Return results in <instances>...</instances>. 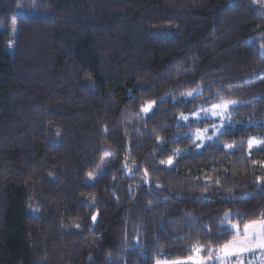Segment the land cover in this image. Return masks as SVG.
Returning a JSON list of instances; mask_svg holds the SVG:
<instances>
[{
  "label": "trees",
  "instance_id": "1",
  "mask_svg": "<svg viewBox=\"0 0 264 264\" xmlns=\"http://www.w3.org/2000/svg\"><path fill=\"white\" fill-rule=\"evenodd\" d=\"M263 48L264 0H0V264H156L264 218ZM225 100L196 150L212 120L179 115Z\"/></svg>",
  "mask_w": 264,
  "mask_h": 264
},
{
  "label": "rangeland",
  "instance_id": "2",
  "mask_svg": "<svg viewBox=\"0 0 264 264\" xmlns=\"http://www.w3.org/2000/svg\"><path fill=\"white\" fill-rule=\"evenodd\" d=\"M263 53H264V48H263ZM202 90L201 89H197V91H195L193 93V95L191 97H185L183 96V94L175 97V100H188L193 98L194 96H196L197 94H199ZM222 103L221 102H216L210 105H204L203 102H200L193 111L189 112V113H183L184 116L188 117V119H181V114L178 117V121L179 123H183V124H191L192 122L195 121H199L202 119H210L212 120V123L208 124L205 127L202 128H195L193 130H191L189 133L191 134V136L193 137V139L195 140V146L194 148L196 150H201L207 143L210 142H214L217 141L219 139V135L226 129V126L228 124L232 123V118L235 114V109L236 106L239 104H230L226 109L223 110H219L217 109L216 111H221L220 115H213L211 112H206L205 110H208L210 108H212L213 105H218ZM155 104L152 107V110L154 109ZM151 110V111H152ZM151 111L149 113H151ZM199 113L198 116H194L192 115V113ZM147 113V114H149ZM219 129V130H217ZM210 137V139H209ZM249 141H253V144L251 147H249V150H253L256 148H264V143H260L261 141H264V136H252L250 137ZM232 145V147H228V149H233L234 145ZM177 153H182V150H179V152ZM173 161V160H172ZM264 165V164H263ZM230 225L235 224L238 225L241 229L243 228L244 225L239 224L238 222H230ZM196 246H202V245H196ZM219 248V247H218ZM217 248L212 249L213 251V257L211 259H209V254H208V250L205 249V247H203V250L200 251L199 253V259L202 262V264H240L241 261H243V264H249V261H252L253 264H257L261 253L259 252V250H257L256 254L253 255L251 253H242L240 255L239 258H237L236 256L231 257L230 259L227 260H221L218 259L217 256L218 254L216 253ZM197 254L194 252V254L191 257H195ZM189 258V257H188ZM188 258H184V259H178L179 261H182L183 264H196L195 260H189ZM160 261H177V260H168L167 258H163L160 259Z\"/></svg>",
  "mask_w": 264,
  "mask_h": 264
},
{
  "label": "snow or ice",
  "instance_id": "3",
  "mask_svg": "<svg viewBox=\"0 0 264 264\" xmlns=\"http://www.w3.org/2000/svg\"><path fill=\"white\" fill-rule=\"evenodd\" d=\"M12 30L13 32L16 31L15 20H13L12 22ZM195 91H197V89H193L192 91L185 92L183 93V96L191 97ZM155 103H156L155 101L148 102L147 105L142 108V112L145 114L149 113L152 110V107ZM237 103H240V101L225 100L218 105H213L212 108L205 111L211 112L213 115H220L221 111H216L217 109L223 110L226 109L230 104L234 105ZM192 115L198 116L199 113L194 112L192 113ZM180 118L185 120L188 119V117L184 116L183 114H181ZM260 143H264V141H261ZM252 144L253 141H249V147H251ZM227 146L232 147V145H227ZM177 152H179V150H177ZM161 163L162 164L166 163L171 165L173 161L171 158H169L167 161H161ZM89 175L91 176L92 174L90 173ZM93 220H95V217H93ZM230 227L235 231V235L232 237L231 240H229L224 245L220 246L215 250L216 253L218 254L217 258L221 260H227L233 256L239 258L242 253H251L255 255L257 250H259L261 256L257 264H264V218L245 223L242 229L235 224L230 225ZM203 247L204 246H194L193 251L197 255L195 257H189L188 259L195 260L196 264H202V262L199 259V253L200 251L203 250ZM208 254H209V259H211L213 257V251L210 245L208 246ZM156 264H183V262L179 260L171 261V262L157 260ZM240 264H243V261H241ZM249 264H253V262L249 261Z\"/></svg>",
  "mask_w": 264,
  "mask_h": 264
}]
</instances>
